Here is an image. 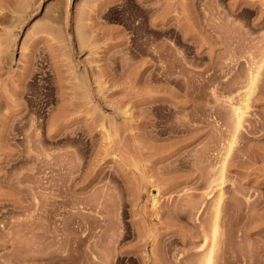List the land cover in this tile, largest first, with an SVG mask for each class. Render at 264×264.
<instances>
[{
	"label": "rangeland",
	"instance_id": "rangeland-1",
	"mask_svg": "<svg viewBox=\"0 0 264 264\" xmlns=\"http://www.w3.org/2000/svg\"><path fill=\"white\" fill-rule=\"evenodd\" d=\"M209 250L264 264V0H0V264Z\"/></svg>",
	"mask_w": 264,
	"mask_h": 264
},
{
	"label": "bare ground",
	"instance_id": "bare-ground-1",
	"mask_svg": "<svg viewBox=\"0 0 264 264\" xmlns=\"http://www.w3.org/2000/svg\"><path fill=\"white\" fill-rule=\"evenodd\" d=\"M234 109H235L234 114H235L236 119H237V121H236L237 124L236 123L235 124L238 125V124H240V121L242 119V114L244 113V111H242L241 107H235ZM222 177L223 176H222V173H221L220 179H222ZM221 194L222 193H219V196L217 198H220ZM217 201H218V199H217ZM214 228H215V226H214ZM204 264H211V252H210V250H209V252L207 254V257H206V260H205Z\"/></svg>",
	"mask_w": 264,
	"mask_h": 264
}]
</instances>
